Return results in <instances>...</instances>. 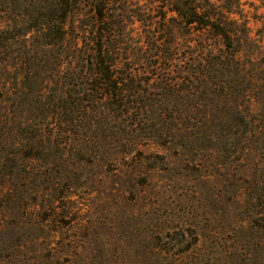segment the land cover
<instances>
[{"label": "trees", "instance_id": "1", "mask_svg": "<svg viewBox=\"0 0 264 264\" xmlns=\"http://www.w3.org/2000/svg\"><path fill=\"white\" fill-rule=\"evenodd\" d=\"M241 7V0H0V147L8 148L0 151V197L18 210L9 225L18 253L33 207L19 182L34 159L16 157L20 144L43 138L56 149L104 150L140 139L166 147L250 138L249 151L264 157V52ZM127 21L139 22L144 37L133 38ZM47 185L51 211L76 189ZM62 209L71 218L72 207ZM158 245L154 252H166ZM49 247V264L74 249Z\"/></svg>", "mask_w": 264, "mask_h": 264}, {"label": "rangeland", "instance_id": "2", "mask_svg": "<svg viewBox=\"0 0 264 264\" xmlns=\"http://www.w3.org/2000/svg\"><path fill=\"white\" fill-rule=\"evenodd\" d=\"M241 3L250 37L264 52V0ZM126 24L133 38L144 37L139 22ZM125 62L138 70L136 60ZM246 140L236 146L159 147L140 139L127 148L111 141L104 150L56 149L43 138L30 147L20 144L16 157L34 158L27 181L19 182L27 185L33 204L23 237L27 245L18 253V235L9 227L18 221V210L0 197V264H49V245L63 243L74 249L57 255V264H264V157L249 151L254 140ZM50 181L76 187L53 211L47 207ZM67 206L71 218L61 217ZM51 229L62 235L52 239ZM157 244L166 252H154Z\"/></svg>", "mask_w": 264, "mask_h": 264}]
</instances>
